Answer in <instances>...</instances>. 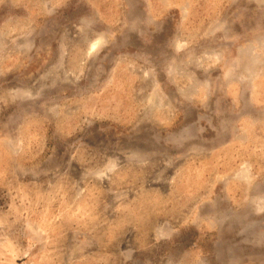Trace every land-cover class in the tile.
I'll return each instance as SVG.
<instances>
[{"label":"rangeland","instance_id":"obj_1","mask_svg":"<svg viewBox=\"0 0 264 264\" xmlns=\"http://www.w3.org/2000/svg\"><path fill=\"white\" fill-rule=\"evenodd\" d=\"M0 264H264V0H0Z\"/></svg>","mask_w":264,"mask_h":264},{"label":"bare ground","instance_id":"obj_2","mask_svg":"<svg viewBox=\"0 0 264 264\" xmlns=\"http://www.w3.org/2000/svg\"><path fill=\"white\" fill-rule=\"evenodd\" d=\"M98 42H94L91 46V50H94L97 48Z\"/></svg>","mask_w":264,"mask_h":264}]
</instances>
